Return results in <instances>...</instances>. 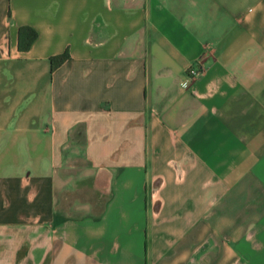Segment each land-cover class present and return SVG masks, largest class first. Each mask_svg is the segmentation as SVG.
Here are the masks:
<instances>
[{
  "label": "crops",
  "instance_id": "0c3cea01",
  "mask_svg": "<svg viewBox=\"0 0 264 264\" xmlns=\"http://www.w3.org/2000/svg\"><path fill=\"white\" fill-rule=\"evenodd\" d=\"M0 264H264V0H0Z\"/></svg>",
  "mask_w": 264,
  "mask_h": 264
},
{
  "label": "trees",
  "instance_id": "16d2710c",
  "mask_svg": "<svg viewBox=\"0 0 264 264\" xmlns=\"http://www.w3.org/2000/svg\"><path fill=\"white\" fill-rule=\"evenodd\" d=\"M37 33L31 27H21L19 29V48L20 50H27L32 42L36 39ZM69 58L67 51L61 54L52 56L49 58L51 70L62 64L65 60Z\"/></svg>",
  "mask_w": 264,
  "mask_h": 264
},
{
  "label": "built area",
  "instance_id": "2783aa9c",
  "mask_svg": "<svg viewBox=\"0 0 264 264\" xmlns=\"http://www.w3.org/2000/svg\"><path fill=\"white\" fill-rule=\"evenodd\" d=\"M202 71H203L202 61L198 59L192 66H190L187 69L186 77L182 83V86L186 87L189 84L190 80L199 76L202 73Z\"/></svg>",
  "mask_w": 264,
  "mask_h": 264
}]
</instances>
